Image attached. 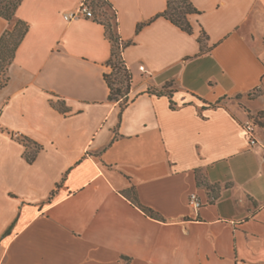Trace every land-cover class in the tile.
<instances>
[{"label": "crops", "instance_id": "0c3cea01", "mask_svg": "<svg viewBox=\"0 0 264 264\" xmlns=\"http://www.w3.org/2000/svg\"><path fill=\"white\" fill-rule=\"evenodd\" d=\"M81 1L0 16V37L29 27L0 87V264H264V0H189L192 34L166 0H108L132 42L123 109L104 26L63 19Z\"/></svg>", "mask_w": 264, "mask_h": 264}, {"label": "trees", "instance_id": "16d2710c", "mask_svg": "<svg viewBox=\"0 0 264 264\" xmlns=\"http://www.w3.org/2000/svg\"><path fill=\"white\" fill-rule=\"evenodd\" d=\"M1 2V0H0ZM21 0H17L11 5L4 4L1 6L0 3V16L7 21H13L15 16V11L20 4ZM198 11L193 7L189 0H166V9L158 15L157 17H162L168 20L170 23L178 27L180 30L187 34H192L193 29L189 22V17L191 15L197 14ZM114 23L110 21H102L94 19L102 24L105 28L106 36L111 43V55L110 59L107 61L106 66L109 69L107 74L103 75V79L109 89L108 100L111 102H121V109L125 108L128 103V93L131 85V75L126 68L123 58L122 51L125 47L132 44V42H122L115 33L114 29L116 27L115 14L113 13ZM141 25L137 27V31L140 30ZM28 25L22 21L16 20L10 30L6 31L0 37V87L6 83V70L8 66L13 62L15 52L28 32ZM205 35L198 38V42L202 43L204 41ZM168 83L164 90L155 91L153 94L157 96L167 95L171 97V92H167L166 88L169 87ZM152 93V92H149ZM53 107L58 109L60 112L65 113L67 108L63 102H57L52 104ZM171 107L174 105L171 103ZM20 141L25 144H29L30 141L27 138L21 137ZM37 151L26 156V160L31 163ZM131 202L143 211L150 218L157 219L158 214L150 208L142 206L135 193L132 191Z\"/></svg>", "mask_w": 264, "mask_h": 264}, {"label": "built area", "instance_id": "2783aa9c", "mask_svg": "<svg viewBox=\"0 0 264 264\" xmlns=\"http://www.w3.org/2000/svg\"><path fill=\"white\" fill-rule=\"evenodd\" d=\"M81 17H84L87 19H95L91 9L83 1H81L79 6L76 7L73 11L63 14V19L65 21H71L73 19H77ZM139 71L145 72L143 67H140ZM0 114H1V110H0ZM243 129H244L246 136L248 137L249 144L255 145L256 141L253 137V124H246L244 125ZM188 202L193 212L197 214L198 210L202 206V203L199 197L196 194H191L189 196Z\"/></svg>", "mask_w": 264, "mask_h": 264}, {"label": "rangeland", "instance_id": "374dc122", "mask_svg": "<svg viewBox=\"0 0 264 264\" xmlns=\"http://www.w3.org/2000/svg\"><path fill=\"white\" fill-rule=\"evenodd\" d=\"M17 0H1V6H8ZM92 11L94 18L102 21H110L114 23L113 11L111 10L108 0H82ZM115 30V29H114ZM128 196L132 197V191H128Z\"/></svg>", "mask_w": 264, "mask_h": 264}]
</instances>
